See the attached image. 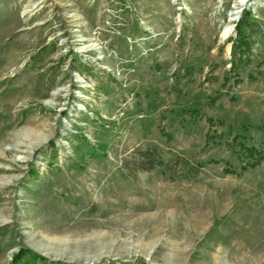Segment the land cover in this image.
Returning a JSON list of instances; mask_svg holds the SVG:
<instances>
[{
    "label": "rangeland",
    "instance_id": "1",
    "mask_svg": "<svg viewBox=\"0 0 264 264\" xmlns=\"http://www.w3.org/2000/svg\"><path fill=\"white\" fill-rule=\"evenodd\" d=\"M243 143H264V0H0V264H264Z\"/></svg>",
    "mask_w": 264,
    "mask_h": 264
},
{
    "label": "trees",
    "instance_id": "2",
    "mask_svg": "<svg viewBox=\"0 0 264 264\" xmlns=\"http://www.w3.org/2000/svg\"><path fill=\"white\" fill-rule=\"evenodd\" d=\"M257 23L254 20V17L252 16V13L250 11H244L242 14V17L236 24V33L237 37L233 41V51L232 53L236 55L239 53L240 55L249 52L252 49L253 46V37L254 35L259 31L257 27ZM191 115V118H198L201 117V112L197 109H190L187 111ZM240 136H236V140H238ZM243 148L245 155L247 156L249 162H248V168H256L260 166L264 162V143H262L259 146L255 145H246V143H243ZM143 156L147 158V163H144L143 161L139 163L140 167L145 170L153 169L157 166H165L166 162L159 158V155H157L156 150H147L143 153ZM191 172V169H189ZM199 169L197 168L195 172H198ZM227 172H233L234 169L231 167H228L226 169ZM188 174V173H184ZM23 250L20 249V251L15 255V258L11 264H16L19 262L22 258Z\"/></svg>",
    "mask_w": 264,
    "mask_h": 264
},
{
    "label": "bare ground",
    "instance_id": "3",
    "mask_svg": "<svg viewBox=\"0 0 264 264\" xmlns=\"http://www.w3.org/2000/svg\"><path fill=\"white\" fill-rule=\"evenodd\" d=\"M237 17H235V18H232L233 20H235ZM232 31V27H228L226 30H225V32H224V35H228L230 32ZM38 250H40V251H43L42 253L43 254H49V252L46 250V249H43V248H41V247H38Z\"/></svg>",
    "mask_w": 264,
    "mask_h": 264
},
{
    "label": "built area",
    "instance_id": "4",
    "mask_svg": "<svg viewBox=\"0 0 264 264\" xmlns=\"http://www.w3.org/2000/svg\"><path fill=\"white\" fill-rule=\"evenodd\" d=\"M248 7H249V6H248ZM252 12H253L255 15H257V13H256V10H255V9H253V10H252ZM254 14H253V16H255ZM238 20H239V19H238Z\"/></svg>",
    "mask_w": 264,
    "mask_h": 264
}]
</instances>
